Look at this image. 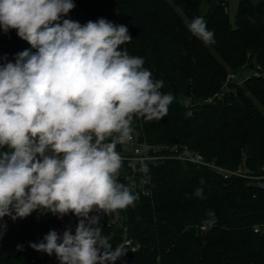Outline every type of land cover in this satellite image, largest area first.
<instances>
[{"label":"trees","instance_id":"16d2710c","mask_svg":"<svg viewBox=\"0 0 264 264\" xmlns=\"http://www.w3.org/2000/svg\"><path fill=\"white\" fill-rule=\"evenodd\" d=\"M203 1L73 0L69 15L125 25L132 40L121 50L143 58L152 79L164 82L161 91L173 95L161 120L133 118L140 140L187 144L229 169L246 160L251 175H264V0H240L234 21L229 0H207L209 9L201 13ZM197 16L214 33V44L205 45L188 31L186 21ZM30 47L16 30L0 29V65L15 63ZM244 69L252 73L239 81ZM116 150L122 157L127 153L125 145ZM130 162L124 158L119 181L131 184L139 198L120 210L118 219L99 214L103 235L113 248L123 245L126 251L115 264H264L260 180L225 178L207 166L175 159L135 162V171ZM0 224L6 225L0 264H59L55 255L37 252L29 243L50 230L74 232L77 218L36 211L15 221L4 217Z\"/></svg>","mask_w":264,"mask_h":264},{"label":"clouds","instance_id":"9594fccd","mask_svg":"<svg viewBox=\"0 0 264 264\" xmlns=\"http://www.w3.org/2000/svg\"><path fill=\"white\" fill-rule=\"evenodd\" d=\"M74 8L73 0H0V29L31 46L0 65V148L9 149L0 151V221L72 214L74 232L50 230L29 246L59 264H115L126 251L103 235L99 214L118 219L139 198L119 181L124 158L116 147L132 141L135 116L161 120L174 97L143 58L121 50L132 40L125 25L65 19ZM186 27L215 43L202 16Z\"/></svg>","mask_w":264,"mask_h":264},{"label":"built area","instance_id":"2783aa9c","mask_svg":"<svg viewBox=\"0 0 264 264\" xmlns=\"http://www.w3.org/2000/svg\"><path fill=\"white\" fill-rule=\"evenodd\" d=\"M132 135V141L125 144L127 153L123 157L126 159L132 160L137 163L152 162L154 164L167 159L188 161L199 165L207 166L218 174L223 175L225 178H229L232 175H236L254 180H260L259 185L260 187L264 188V175H251L249 173V170L245 166L246 160H244V165H240L236 169H229L216 163L215 161L207 160L204 154H202L200 151L192 149L187 144H156L145 140H140V138L134 133H132ZM202 228L205 229L206 226H203ZM255 231L260 232V227L256 226ZM126 243L131 244V241L127 240ZM132 249L136 250L137 248L133 246Z\"/></svg>","mask_w":264,"mask_h":264},{"label":"rangeland","instance_id":"374dc122","mask_svg":"<svg viewBox=\"0 0 264 264\" xmlns=\"http://www.w3.org/2000/svg\"><path fill=\"white\" fill-rule=\"evenodd\" d=\"M253 1H259V0H253ZM240 3V0H229L228 1V7H227V10L230 14V17L232 19V21H234L235 19V14H236V11H237V8H238V5ZM209 9V5H208V2L207 0H204L203 1V5L201 7V13H206ZM65 19H71V20H74V21H78L79 23L81 24H84L88 21L87 18L83 17L82 15H67L66 17H64ZM252 73V70L251 69H244L241 76L238 78L239 81H242L243 78H246L247 76H249L250 74Z\"/></svg>","mask_w":264,"mask_h":264},{"label":"water","instance_id":"95a60500","mask_svg":"<svg viewBox=\"0 0 264 264\" xmlns=\"http://www.w3.org/2000/svg\"><path fill=\"white\" fill-rule=\"evenodd\" d=\"M254 67V64H252V68Z\"/></svg>","mask_w":264,"mask_h":264}]
</instances>
